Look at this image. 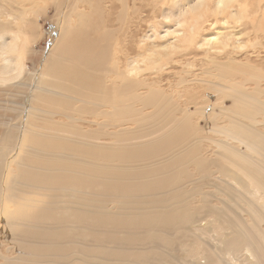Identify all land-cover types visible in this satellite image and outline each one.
<instances>
[{
  "label": "bare ground",
  "instance_id": "bare-ground-1",
  "mask_svg": "<svg viewBox=\"0 0 264 264\" xmlns=\"http://www.w3.org/2000/svg\"><path fill=\"white\" fill-rule=\"evenodd\" d=\"M114 1L106 14L118 16L116 36L94 13L61 14V35L35 76L26 60L46 0H0V91L9 93L0 108L10 115L0 123V243L12 248L0 264H174L185 245L193 250L189 264H264V132L256 128L264 101L243 84L263 74L249 54L239 55L250 42L241 38L245 30L255 38L251 49L264 48V34L237 27L259 14L258 4L182 0L165 9L163 22L150 15L144 32L145 19L135 15L130 33L120 17L139 2ZM93 27L108 40L103 45L88 38ZM172 65L185 68L188 78L178 80L192 90L213 87L232 105L176 104L158 86L166 71L180 73ZM197 115L216 138L201 134ZM207 139L212 158L201 149ZM209 182L222 200L197 204ZM208 230L214 248L186 239ZM238 250L243 258L224 259Z\"/></svg>",
  "mask_w": 264,
  "mask_h": 264
},
{
  "label": "rangeland",
  "instance_id": "rangeland-1",
  "mask_svg": "<svg viewBox=\"0 0 264 264\" xmlns=\"http://www.w3.org/2000/svg\"><path fill=\"white\" fill-rule=\"evenodd\" d=\"M57 2H55L54 0L52 1V3H51V0H46V3L44 4V10H43V12H41L40 14H39V16L37 17L38 19H37V22H36V24H38L37 26L39 27V31H38V34H39V36L40 37H38L37 39H36V42L34 43V45H33V48H34V51L32 52V53H30V55H29V57H28V59L26 60V62H27V64H28V66H29V70L30 71H32V72H35V76L42 70V66H43V64L44 63H46V60H47V55H48V52H49V50L52 48V46H53V44L55 43V41L59 38V36L61 35V24H60V22H62V21H60L58 18H59V16L62 14V15H65L66 13L68 14L69 13V11H70V9H71V11L73 10L74 11V13H72L71 15L73 16V18L74 19H77V16H76V14H78L81 10H83L84 12L86 11V15L87 14H90V13H94V16L95 17H93V18H95L96 20H98L99 22H100V28L102 29L106 24H107V27H108V30H110L109 31V33H110V35L111 36H116L117 35V30L119 31V30H121V23L117 20L118 18V16H111V18H110V21H108V17H107V7H109V5H108V3L109 2H111V0H92L93 2H91V0H56ZM71 1V2H70ZM114 1V0H113ZM139 2V4L137 3V7L139 6V9L136 7L135 9H132V10H134V11H129L130 12V16H129V13L126 15L127 16V18L124 16H121L120 17V19L121 20H123L122 22H124L125 24H127L126 25V27H127V31L128 32H133L132 31V29L134 30V32H135V30H136V28H138V25H137V22L135 21V15L136 16H143V17H138L139 19L137 20V21H139L140 20V22H142V20L143 19H145V20H143V24H142V26H141V30L143 31V29H144V31H147L148 30V28H149V23L148 22H150L152 19H154V17L156 16L155 14H157V18L155 19V21H156V23L157 22H163V18H162V16H164V14H163V12H165V9L167 8V7H169V6H173V9H174V7L176 6V4L177 3H180L182 0H148V2L149 3H151V4H149L148 2H147V0H146V2H147V4L148 5H146V2H145V0H141L142 2L140 3V1L139 0H136V2ZM144 1V2H143ZM154 1V2H153ZM155 1H156V3L158 2V4H156L155 3ZM161 1V3H159ZM164 1V2H163ZM176 1V2H175ZM239 1H244V0H239ZM249 1V2H248ZM82 2H84V3H82ZM115 3H118V1L117 0H115L114 1ZM132 2H133V0H130V3H131V5H132ZM135 2V3H136ZM166 2H167V4H168V6L166 5ZM247 2L251 5V6H253L252 7V9L254 8V7H257L258 8V11H257V13H259V14H257V16H256V20L254 19L255 18V16L253 17L252 16V13L250 14V16L249 17H246L245 19H243L242 21H241V23L240 24H243V26L242 25H238L237 27L240 29V28H242L241 30H243L244 31V29L245 28H247L248 30H250V28H251V26L253 25V27H255V28H257V30H258V32L260 33H263L264 34V31H261V30H259V29H261L263 26L261 25V24H263L262 22H264V20L262 19L263 17H264V0H247ZM256 2V3H255ZM15 3H17V4H19L18 2H15ZM14 2L12 3V5H11V7H13V8H11V9H16V4H15ZM55 3H58V4H55ZM72 3V4H71ZM79 3V4H78ZM89 3H92V4H89ZM142 3H144L146 6H144V4H142ZM163 3V5L164 6H162L161 4ZM61 4H62V6H61ZM69 4V5H68ZM76 4V5H75ZM86 4V5H85ZM107 4V5H106ZM141 4V5H140ZM156 4V9H155V11H153L152 9H153V6ZM160 4V5H159ZM257 5V6H254V5ZM260 4V5H259ZM55 5H57V7L58 8H56V6ZM71 5V6H70ZM74 5V6H73ZM88 5V6H87ZM91 7H90V6ZM158 5H159V7H158ZM79 6V7H78ZM104 6V7H103ZM141 6V7H140ZM68 7V8H67ZM77 7V8H76ZM95 9H94V8ZM97 7H98V9H97ZM101 7V8H100ZM161 7L163 8V10L161 9ZM7 8H9V6H7ZM92 8V9H91ZM144 8H149V9H147V11L149 10V14H148V16H145V10H144ZM152 8V9H151ZM160 9V11H159V9ZM176 8V7H175ZM260 8V9H259ZM97 9V10H96ZM137 9V10H136ZM140 9H143V10H141V12H140ZM262 9V10H261ZM77 10H78V13H77ZM88 10H89V12H88ZM158 10V11H157ZM14 11V10H13ZM45 11V12H44ZM70 11V12H71ZM82 11V12H83ZM97 11H99V12H97ZM103 13H101V12ZM135 11H136V14H133V13H135ZM143 11V12H142ZM88 12V13H87ZM138 12V13H137ZM153 12V13H152ZM76 13V14H75ZM139 13H141V15L139 14ZM159 13H160V15H159ZM67 14H66V16H67ZM97 16H96V15ZM101 14V15H100ZM132 14V15H131ZM262 14V15H261ZM103 15V16H102ZM134 15V16H133ZM150 15H151V18L152 19H149L150 18ZM155 15V16H154ZM258 15L260 16V17H262L261 18V20H260V17H258ZM100 18H99V17ZM134 18H133V17ZM146 18H145V17ZM149 17V18H148ZM126 18V19H125ZM130 18V19H129ZM143 18V19H142ZM257 18H259V19H257ZM107 19V20H106ZM124 19H125V21H124ZM127 19H128V21L131 23L132 21H134V22H132L131 24L130 23H128L127 22ZM253 19V22L251 21ZM161 20V21H160ZM257 20H260L259 22H257ZM60 21V22H59ZM102 21V22H101ZM145 21V22H144ZM244 21H246L245 23H242V22H244ZM254 21H255V23H254ZM248 22V23H247ZM120 23V24H119ZM144 23H147V25L146 24H144ZM252 23H254V24H252ZM104 24V25H103ZM40 25V26H39ZM129 25V26H128ZM136 25V26H135ZM246 25V26H245ZM247 25H248V27H247ZM257 25V26H256ZM113 26V27H112ZM118 26V27H117ZM135 26V27H134ZM233 26H236V24L234 23L233 24ZM121 27V28H120ZM131 27V28H130ZM147 27V28H146ZM261 27V28H260ZM112 28H115V30L113 31V29ZM146 28V29H145ZM96 29V28H95ZM94 29V27H93V31L90 33V35H88L89 37V39H90V41H93V40H98V41H101V42H103V43H101L102 45L105 43V42H107L108 40H106L104 37H103V34H102V32L100 33L99 31H96ZM123 30H125L124 28H123ZM143 31V32H144ZM100 34H99V33ZM117 32V33H116ZM139 33V35H141L142 33L141 32H138ZM206 33H215V31L213 32H209V31H205V33H203L202 35H206ZM245 33H247V31L245 30V32L243 33V35H241V38H247V37H251V35H249L251 32H249V33H247L248 35H246ZM253 34H255L254 32H252ZM245 34V35H244ZM139 35H138V38H139ZM91 36V37H90ZM255 36V35H254ZM72 37H74L73 35L70 37V38H72ZM249 38H247L246 39V41H245V43L247 42V41H250L249 43L247 42V44H245V46H246V48H244V50H242L240 53H239V55H241V57H244V55H246V54H249L250 55V57L252 58L251 59V64H254V65H256V68L257 69H259V71L261 70L262 71V74H263V76L261 77V78H259V79H257V80H255V81H244L243 82V84L248 88V90H252V89H255V88H257V89H259V91H260V93H259V98L262 100V101H264V48L262 49L261 47H255V46H253L252 48L253 49H251V45H250V43L252 44V42H254V41H252V39L254 40L255 38H250V40H249ZM245 39H242L243 41L245 40ZM252 41V42H251ZM263 41H264V39H263ZM51 46V47H50ZM249 46V47H248ZM142 47H137V48H135V50H137V51H140V49H141ZM134 50V51H135ZM230 50L232 51V49L230 48ZM229 50V51H230ZM238 50V49H237ZM246 50V52H244ZM251 50V51H250ZM255 50V51H254ZM258 50V51H257ZM133 51V52H134ZM191 51V54H193V55H196V54H200L199 52V50H197V49H195V50H190ZM199 51V52H198ZM239 51V50H238ZM251 52H252V54H251ZM259 53H261V54H259ZM179 56V55H178ZM189 56V55H188ZM191 56V55H190ZM182 57V56H181ZM198 57H200V56H198L197 55V58ZM254 57V58H253ZM261 61V62H260ZM44 62V63H43ZM197 63H199V61H196ZM177 66V67H176ZM261 66V67H260ZM174 67V69H176V72L177 73H179L180 72V69H181V65H172V66H170L169 68H173ZM260 67V68H259ZM185 68H183L182 70H184ZM181 70V72L178 74V75H174L172 72L173 71H166L165 73H163V77H165L166 76V78L167 79H169V80H167V79H163V80H161L162 82H163V84H162V82H160V83H158V86H160V88H162L166 93H169L170 92V94L169 95H171L172 96V99L174 100V98H175V100H174V102L176 101L177 103L176 104H184L185 102H186V100H187V98H191V100H192V98H193V104L194 103H196V104H199L200 106L202 105H207V108H213L214 106H217V107H219V106H221L222 105V107L224 106L225 108H228V107H230L231 105H232V98H230V97H228V98H224L223 100L221 99L222 97H221V93L219 94V92H217L216 91V89L215 88H213V87H206V86H204V89H203V87H202V89H201V86L200 85H198V86H196V88L194 89V90H192L193 89V87H195V86H192V84L193 83H191V84H186L185 82H181L180 80H178L179 79V77L178 76H181L182 78H188V72L186 71V70H184V71H182ZM179 71V72H178ZM186 71V72H185ZM168 72V73H167ZM170 72V73H169ZM198 72H200V71H198ZM196 73V72H195ZM167 74H168V76H167ZM181 74V75H180ZM200 74V73H199ZM176 76V77H175ZM170 81H171V83H170ZM167 82H169V83H167ZM173 83H174V85H173ZM182 83V84H181ZM160 84H162V85H160ZM172 84V85H171ZM183 84H186V85H183ZM168 85H170L169 87L170 88H167L168 87ZM173 86V87H172ZM189 86V87H188ZM178 87V89H176V88ZM173 89H175V90H173ZM188 89V90H187ZM168 90V91H167ZM184 90V92L182 93V95H181V98H178V96H177V94H176V92L177 91H183ZM189 90H191V91H189ZM200 90H202L203 92H202V97L200 96V94L199 95H197V92L198 91H200ZM212 90V91H211ZM172 92V93H171ZM193 93H194V95H193ZM196 93V94H195ZM211 93V94H210ZM173 94H174V96H173ZM176 94V95H175ZM218 96H217V95ZM197 95V96H196ZM183 96V97H182ZM189 96V97H188ZM205 97V98H204ZM221 97V98H220ZM3 98V99H2ZM184 100H183V99ZM198 98V99H197ZM203 98V99H202ZM217 98V99H216ZM218 98H220V99H218ZM9 99V93H7V92H3V91H0V105H3V104H5L6 102V100H8ZM177 99V100H176ZM216 99V100H215ZM18 100V102L20 101V99H17ZM179 100V101H178ZM208 102H207V101ZM222 100V101H221ZM198 101V102H197ZM200 101V102H199ZM206 101V102H205ZM210 101V102H209ZM215 101V102H214ZM212 102V103H211ZM204 103V104H203ZM221 104V105H220ZM219 105V106H218ZM209 106V107H208ZM212 106V107H211ZM16 114V113H15ZM177 114V113H176ZM11 115H13V112H11ZM178 115V114H177ZM9 117H10V115H9V112H8V110L7 109H5V108H0V123L1 122H4V121H6V120H8L9 119ZM59 118V116H56V119H58ZM198 121V124H199V126H201V128H200V130H201V134H203L204 132H206V133H209V134H206V135H204V136H206V138H216L217 136L213 133V131L211 132L210 130H209V132H207V129L204 127L205 126V124H206V120H205V118L203 119L202 117H200V116H196L195 117ZM61 120H63V118L61 117ZM86 120H89V119H86ZM256 121H257V126H256V128L257 129H259L260 131H263L264 132V119H261V116H257V118H256ZM81 123V124H80ZM79 124L80 125H82V127H83V130H85V129H91V131H94V128L92 129V128H88V127H86V121H82V122H80ZM223 123H226V122H222L221 121V124H223ZM201 124V125H200ZM203 127V128H202ZM205 129V130H204ZM210 133H212V135H215V136H211V134ZM208 135H210V137L208 136ZM204 141V142H203ZM202 141V143H201V149L203 150V154L204 155H208V157L209 158H212L213 156H214V150H215V147L213 146V145H211V143H210V141L207 139V140H203ZM204 144V145H203ZM204 148V149H203ZM213 149V150H212ZM213 151V152H212ZM210 152V153H209ZM215 181V180H214ZM213 180L211 181V182H214ZM192 183L191 182H187V188H190V187H192ZM202 191L203 192H207L208 194L204 197V198H202V197H197L196 198V200H197V204H201L204 200L205 201H210V202H212L211 204H213V203H219L221 200H222V197H221V193H218L216 190H214V185H212V183H208V184H205L203 187H202ZM197 195H200V194H197ZM196 195V196H197ZM241 215H244V213L243 214H241ZM263 228V227H262ZM213 232L211 231V230H208V231H206V234H203V235H201V236H199L198 235V237L196 238V239H192V238H186V239H188V240H190L191 241V244H192V246H195V245H199V243L201 244L202 242L206 245V246H208V247H211V248H214V245H216L217 246V242L214 240V239H211L210 238V234H212ZM219 233V232H218ZM192 251L193 250H189V248H188V246L187 245H185V248L184 249H178L177 248V258H176V260H174V264H189V263H186V262H188L189 260H192V258H193V256H192ZM12 252V248H11V245L10 244H7L6 242H2V243H0V253H2V254H8V253H11ZM237 255V256H236ZM235 255V253L234 254H231V255H229V256H227V257H224V259H226V258H231V260H228L230 263H234V261L235 260H237V259H241V258H243V252L241 251V250H238V253ZM223 259V260H224Z\"/></svg>",
  "mask_w": 264,
  "mask_h": 264
}]
</instances>
